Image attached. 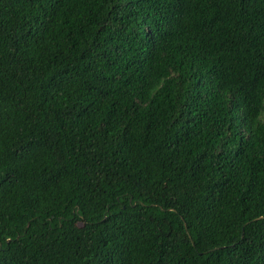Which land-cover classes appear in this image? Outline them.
<instances>
[{"label": "trees", "instance_id": "obj_1", "mask_svg": "<svg viewBox=\"0 0 264 264\" xmlns=\"http://www.w3.org/2000/svg\"><path fill=\"white\" fill-rule=\"evenodd\" d=\"M0 264H264V0H0Z\"/></svg>", "mask_w": 264, "mask_h": 264}]
</instances>
